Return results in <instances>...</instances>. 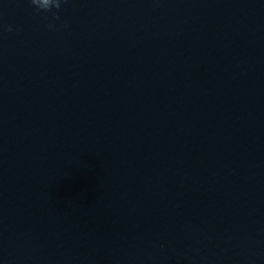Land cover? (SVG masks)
Instances as JSON below:
<instances>
[{
  "label": "water",
  "instance_id": "obj_1",
  "mask_svg": "<svg viewBox=\"0 0 264 264\" xmlns=\"http://www.w3.org/2000/svg\"><path fill=\"white\" fill-rule=\"evenodd\" d=\"M58 15L0 0V264H264V0Z\"/></svg>",
  "mask_w": 264,
  "mask_h": 264
},
{
  "label": "clouds",
  "instance_id": "obj_2",
  "mask_svg": "<svg viewBox=\"0 0 264 264\" xmlns=\"http://www.w3.org/2000/svg\"><path fill=\"white\" fill-rule=\"evenodd\" d=\"M30 3L37 12L52 14L53 20L46 25V28L49 31H53L57 27L56 21L60 20L58 10L61 8L62 3H67V0H30ZM53 9H56L57 11L53 12ZM8 31H12L10 26Z\"/></svg>",
  "mask_w": 264,
  "mask_h": 264
}]
</instances>
